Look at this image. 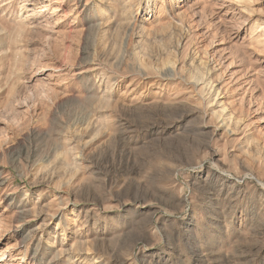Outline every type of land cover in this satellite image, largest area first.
<instances>
[{
	"label": "rangeland",
	"instance_id": "rangeland-1",
	"mask_svg": "<svg viewBox=\"0 0 264 264\" xmlns=\"http://www.w3.org/2000/svg\"><path fill=\"white\" fill-rule=\"evenodd\" d=\"M76 1L0 0V264H264V0Z\"/></svg>",
	"mask_w": 264,
	"mask_h": 264
},
{
	"label": "bare ground",
	"instance_id": "bare-ground-1",
	"mask_svg": "<svg viewBox=\"0 0 264 264\" xmlns=\"http://www.w3.org/2000/svg\"><path fill=\"white\" fill-rule=\"evenodd\" d=\"M39 0H24V2H25V5H27V6H32V5H38L37 4V2H38ZM135 0H122V2H123V4H124V11H127V9L129 8V7H131V6H129V5H131L133 2H134ZM254 0H231V2H236V3H240L241 5L243 4V3H252ZM81 2V0H78V1H76V4H74L73 6H72V12H76L77 11V9H78V7H79V3ZM147 2V1H146ZM230 2V3H231ZM151 3L153 4V2H152V0H148V2H147V6H146V10H149L150 9V5H151ZM234 4V3H233ZM236 5V4H235ZM242 6H244V5H242ZM85 7H88V4H86L85 5ZM242 8H244V7H242ZM251 9H253V8H251ZM251 9H247V8H245V10L243 9V12L244 11H246V12H248L249 14H250V12L251 11H253V10H251ZM122 10V11H123ZM71 12V13H72ZM228 12V11H227ZM37 13V11H35L34 9H31V10H28L27 11V13L26 14H24V16H25V18H28V19H30L31 21L35 18V16L37 15L36 14ZM254 12H252V14H253ZM21 14V13H20ZM104 14H106V13H103V15ZM138 14V13H137ZM230 14V13H229ZM72 15V14H71ZM132 16H133V18H135L136 16L132 13ZM232 16V15H231ZM227 17V16H226ZM122 19L125 21V25H124V28H125V30L127 31H129V29L131 28V26H132V18L130 17L129 18V16H128V11L125 13L124 12V15H123V17H122ZM29 20V21H30ZM28 21V22H29ZM31 24V23H30ZM35 24L36 23H33L32 25H34L33 27H36L35 26ZM29 25V24H28ZM247 25V24H246ZM32 28V27H31ZM256 28V30H254ZM257 28H259V30H258V32H256L257 31ZM253 29V28H252ZM254 29H253V33L255 32L256 34H254V36H253V39H254V43L256 44V45H258V46H263L264 45V21L261 23V24H259V22L255 25V27H254ZM22 30V29H21ZM180 43L182 44V40L179 42V44H178V46H180ZM264 50V49H263ZM194 64V63H193ZM193 64L191 65V66H193ZM196 65H198L199 67H201L202 69H204L206 72H208V74L209 75H212V69H211V64L209 63V62H204L203 60H200V59H196V63H195ZM92 68H90V73H92V72H97L98 70H100V68H99V65H98V63H92ZM204 85H205V87L207 86V87H209L210 86V88L212 89V92L214 93V95H215V99H217V98H219L221 95H222V92H221V88H217L215 85H214V83L212 82V81H210L209 80V82L207 81V82H205L204 83ZM111 86V85H110ZM100 88H103L102 89V96L104 97V99H108L107 97H109L108 95H109V93H111V89H112V87H109V85H104V86H102V85H100ZM223 91V90H222ZM106 102H108L109 100H105ZM215 102H216V100H215ZM218 108H220V110L219 111H216V112H214V115L217 117V118H219V120L221 121V123L225 126V128L227 129V131L228 130H233V129H235V130H239L240 128H241V126H242V121H241V119L240 118H238L235 114H234V112H231L230 111V109H228L229 107H225V104H223L221 101H219L218 102ZM0 177H1V175H0ZM2 180V179H1ZM0 180V181H1ZM1 185H3L1 182H0V186ZM0 191H1V189H0ZM1 205V204H0ZM28 248H29V246L26 248V252L28 251ZM25 250L23 251V252H19V256L20 257H18V262H17V264H21L22 262H23V260L25 261ZM198 253H199V250L198 251H195L194 252V254H197L198 255ZM12 256V255H11ZM13 263V262H12ZM96 263H99V262H97V261H95L94 262V264H96ZM14 264V263H13Z\"/></svg>",
	"mask_w": 264,
	"mask_h": 264
}]
</instances>
